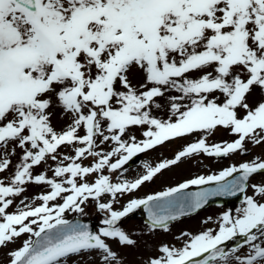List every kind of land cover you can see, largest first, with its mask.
Wrapping results in <instances>:
<instances>
[{
	"label": "snow or ice",
	"instance_id": "obj_1",
	"mask_svg": "<svg viewBox=\"0 0 264 264\" xmlns=\"http://www.w3.org/2000/svg\"><path fill=\"white\" fill-rule=\"evenodd\" d=\"M217 128L234 139L209 144ZM193 134L172 158L124 175L139 154ZM249 145L264 146V0H0V174L12 169L0 175V249L26 237L7 264H125L119 249L137 241L119 223L135 210L149 232H167L241 194L234 214L207 217L213 227L181 232L179 246H155L140 264H264V185L248 183L264 158L121 203L185 158L244 156ZM28 185L48 190L25 197ZM90 200L103 213L95 231L65 217Z\"/></svg>",
	"mask_w": 264,
	"mask_h": 264
},
{
	"label": "rangeland",
	"instance_id": "obj_2",
	"mask_svg": "<svg viewBox=\"0 0 264 264\" xmlns=\"http://www.w3.org/2000/svg\"><path fill=\"white\" fill-rule=\"evenodd\" d=\"M195 75V73L191 74ZM129 78L133 85H138L141 82V76L135 70L129 73ZM175 95V93H172ZM254 98L258 97H249V101H252ZM159 99V98H157ZM163 114V110H161V115ZM65 124V121L59 118V113L53 118V125L59 130L61 126ZM131 133L134 134L138 139H141L140 130L137 128L131 129ZM199 134H193L187 138H178L172 142H168L163 146H158L157 148L150 150L146 153L140 154V159L136 161L131 166H125L127 169L124 172V175L132 179L140 174L143 173V163L148 162L151 165H155L156 163L164 160L170 159L174 156L178 149L182 146L192 142L196 139ZM234 138L232 135L229 134V131L223 128H217L213 135L207 141L209 144L211 143H219V142H228V139L231 140ZM250 151L249 154L241 156L239 154H233L229 157H223L224 159L214 158V157H207L203 154L198 156H193L191 159L185 158L181 163H178L171 168L164 170L162 174H158L151 182H146L140 189H138L135 193L128 194L121 199V203H127L129 199L134 198H144L147 195L156 194L158 192L164 191L169 187H174L176 184L186 181L187 179L194 178L198 175H212L218 173L220 170L230 166L231 164H239L242 161H251L255 157L264 158V146H256L252 147L251 145L248 146ZM61 152H70V149L62 148ZM20 155V150H16V155L11 157L13 165L18 161V157ZM91 161L89 160L84 161V165H88ZM49 163H52L49 161ZM46 170L45 165H41L34 169V173H40ZM12 169L10 168L6 173L0 174L3 176H7ZM49 177L52 175L51 172H48ZM249 185L258 184L264 185V173L254 174L250 180ZM177 186V185H176ZM48 189L44 186H36V185H28L27 190L23 193L25 197H34L42 192L47 191ZM248 195H252V189L249 187ZM16 203L19 204L21 197H17ZM38 204L39 201H36ZM22 206V205H21ZM241 202L234 206V208L240 207ZM85 211L83 214H77L68 212L65 214L66 219H71L73 217H79L81 219H88L92 220L96 223L95 230L101 227L100 221L103 218V213H100L93 201H89L85 206ZM119 207V205H117ZM15 209L10 207L7 211L12 212ZM209 210L212 213H207L206 215H211L216 219L221 215L223 212L228 211L227 208H218L213 207ZM139 209L135 210L133 213L129 214L128 217L124 218L120 223L119 226L122 230L126 231L131 238L137 241V244L134 247H124L120 248L119 252L122 257L125 258V264H140V260L142 257H146L150 254L151 250L158 245L163 243L167 244H175L179 246V241L176 240V237L184 231L191 232V233H198L203 229L208 227H213V224H204L202 221L204 220L205 216H202L205 211H201L198 214H195L187 219H183L180 221H175L170 223L169 228L170 230L164 232L163 230H156L155 232H149L147 229L146 223H144L138 217ZM202 216V217H201ZM135 233V235H133ZM26 237L22 236L19 238L15 245H9V248L19 246L22 243L23 239ZM9 248L0 249V264L7 263V255ZM114 250H116L117 246L113 244ZM73 260H79L80 264H94V261H88L87 256L84 257H73ZM71 264V261H70Z\"/></svg>",
	"mask_w": 264,
	"mask_h": 264
},
{
	"label": "water",
	"instance_id": "obj_3",
	"mask_svg": "<svg viewBox=\"0 0 264 264\" xmlns=\"http://www.w3.org/2000/svg\"><path fill=\"white\" fill-rule=\"evenodd\" d=\"M142 216H143V218H144L145 221H148L147 220V214L146 215L144 214V210L142 212ZM77 221H79L80 223H86V224H88L89 227H90V229L92 230V226H91V223L90 222H81L80 220H77V219H75V220H73L71 222H77Z\"/></svg>",
	"mask_w": 264,
	"mask_h": 264
}]
</instances>
